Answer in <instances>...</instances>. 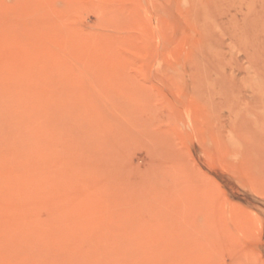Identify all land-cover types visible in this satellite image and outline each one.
I'll use <instances>...</instances> for the list:
<instances>
[{
  "label": "rangeland",
  "instance_id": "1",
  "mask_svg": "<svg viewBox=\"0 0 264 264\" xmlns=\"http://www.w3.org/2000/svg\"><path fill=\"white\" fill-rule=\"evenodd\" d=\"M217 263L264 264V0H0V264Z\"/></svg>",
  "mask_w": 264,
  "mask_h": 264
},
{
  "label": "bare ground",
  "instance_id": "2",
  "mask_svg": "<svg viewBox=\"0 0 264 264\" xmlns=\"http://www.w3.org/2000/svg\"><path fill=\"white\" fill-rule=\"evenodd\" d=\"M108 33V32H107ZM102 34V33H101ZM126 35V34H125ZM162 37V36H161ZM161 48V47H160ZM100 50V49H99ZM98 53H99V51H98ZM99 55V54H98ZM116 55V54H115ZM117 58V57H116ZM128 62V61H127ZM165 64V63H164ZM185 64V63H184ZM130 65V64H129ZM130 67V66H129ZM194 67H196V66H194ZM163 68V67H162ZM189 68V67H188ZM191 75V74H190ZM193 80V79H192ZM134 83V82H133ZM138 84V83H137ZM127 90V89H126ZM122 91V90H121ZM136 93V92H135ZM110 95V94H109ZM126 95V94H125ZM138 95V94H137ZM106 96V95H105ZM126 99V98H125ZM121 104H123V103H121ZM126 107V106H125ZM119 108V107H118ZM123 115V114H122ZM127 115V114H126ZM125 116V115H124ZM127 118V117H126ZM116 119V118H115ZM122 119V118H121ZM127 120V119H126ZM115 121V120H114ZM116 122V121H115ZM111 123V122H110ZM112 124H114V123H112ZM119 129V128H118ZM256 167V166H255ZM258 171V170H257ZM259 175H260V173H259ZM262 176V175H261ZM260 181V180H259ZM204 195V194H203ZM191 197V196H190ZM195 199V198H194ZM185 200V199H184ZM188 200V199H187ZM208 204V203H207ZM193 205V204H192ZM187 208V207H186ZM190 208V207H189ZM207 210H208V207H207ZM235 211V210H234ZM210 213V212H209ZM209 215V214H208ZM201 216H202V214H201ZM210 216V215H209ZM229 217V216H228ZM227 217V218H228ZM204 222V221H203ZM206 223V222H205ZM209 224H211V223H209ZM235 225V224H234ZM192 226V225H191ZM232 226V225H231ZM233 229H235V228H233ZM240 229H242V228H240ZM207 231H208V229H207ZM210 231V230H209ZM236 231V230H235ZM186 233V232H185ZM185 233L182 235V236H184L185 235ZM217 233V232H216ZM215 233V234H216ZM194 234V233H193ZM214 234V233H213ZM240 235V234H239ZM245 235V234H244ZM201 237V236H200ZM204 238V237H203ZM212 242V241H211ZM221 242V241H220ZM207 243V242H206ZM206 245V244H205ZM215 246V245H214ZM248 248V247H247ZM203 249H205V247L203 248ZM234 251V250H233ZM205 252V251H204ZM208 252V251H207ZM202 253H203V251H202ZM210 253V252H209ZM229 253V252H228ZM244 253V252H243ZM246 253V252H245ZM201 255V254H200ZM206 255V254H205ZM225 255V254H224ZM203 257V256H202ZM217 256H215V258H216ZM241 257V256H240ZM199 258V257H198ZM225 258V256L223 257V259ZM237 261V260H236ZM230 262V261H229ZM202 263V262H201ZM224 263V262H223ZM244 263V262H243ZM246 263V262H245ZM218 264V263H217Z\"/></svg>",
  "mask_w": 264,
  "mask_h": 264
}]
</instances>
